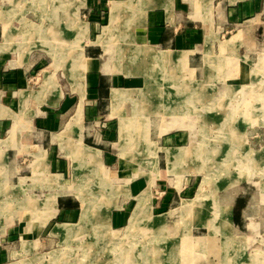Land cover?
<instances>
[{
	"label": "rangeland",
	"instance_id": "obj_1",
	"mask_svg": "<svg viewBox=\"0 0 264 264\" xmlns=\"http://www.w3.org/2000/svg\"><path fill=\"white\" fill-rule=\"evenodd\" d=\"M13 3L14 7H17L16 10L20 9V12L16 14L20 15V17H25V23L31 27V41L23 46L21 49L22 53L28 54L33 49L34 53L41 56L44 65H49L47 71H52L40 85V90L34 93V97L41 95V98H43V96H46V98L50 97L52 101L55 100L56 102L60 99L62 95L61 89H63L67 95H70L71 102L70 108L64 112V117H68L73 113V106L76 101V96L70 93L69 88L78 94L79 99L82 95L80 94L79 87L84 89L83 81L81 82L79 78L74 79L70 77V70L68 69L73 64H76L79 59L86 60L83 52L85 46L99 43L103 46L109 44L107 45V49L111 54L114 53L115 46L117 62H121L124 69L131 70L132 57L130 54L132 55V49L139 44L119 41L120 38H124L125 36H121V32L125 31V26L131 21V16L130 18L122 16L118 20V29L113 30V32H109V28L105 31L103 30V25L107 26L109 24L110 15L108 11L110 8L108 7H110L111 2L107 4L102 18L100 17L98 21L100 26L103 27L101 28L98 25L96 31L92 32L93 39L90 37L88 24L85 23L91 22V13H85V17L81 16L83 12L79 14V9L83 5L81 0H39L38 2L34 0H14ZM57 15H59L58 22L55 21ZM124 19L125 26H123ZM81 23L86 24L87 29L80 27ZM259 26L260 31L257 38L259 44L253 46L254 49L250 52L241 51L239 53V55L246 54V62L239 63L234 55H231L226 60V67L236 66L234 69L229 70V79L237 81L234 84L239 83L236 86L228 85L227 89L224 84L221 85L219 83H217L218 87L215 89L214 85L202 84L201 82L188 79L187 81L179 80V78L176 79L174 75L176 58L171 50L166 51L169 52L170 59L165 69L161 68L157 58L151 57L150 60L147 59L148 62L145 60L147 64L137 73L144 74L146 78H150L153 76L152 72L156 71L159 73V78L155 79L152 77L154 85L152 83L147 84L146 82L147 86L133 88L137 89L134 93V98H138L141 93L145 96V99L151 101V98H153L152 100L156 99V102L150 104L149 102H144L145 104L143 103V105L138 104L143 109L141 114L138 115H148L151 112L160 115L169 113L187 114L172 118L164 116L168 118L161 117L160 120H156L155 118L158 117L159 119V116L152 115L150 116L151 122L149 123L154 126L163 127L190 123L195 133L200 128L197 136L199 144L194 148L195 158L199 161L190 162L189 168L185 169L186 172L195 175L190 180V189L187 193H184L185 190H182V176L174 174L182 172V169H179V161L187 153L184 148H179L173 152L175 153L174 155L171 154L169 157L172 162L173 159L176 160L173 162L174 164H167V171L169 172L167 173L169 177V179L167 177V182L156 184L157 181L154 180L155 182L150 184L149 189L141 191L135 195V199H130L124 205L122 211L127 217L130 216L127 224L126 222H122L114 226L112 225L110 229L107 222L100 223L104 219L95 221L97 224L89 222L90 226L85 227V231L76 239L74 237L77 235V224L70 225L73 229L65 234L59 233L56 227L54 234L66 237L65 240L62 238L63 242L55 239L51 243V248L55 249L51 251L50 264H181L179 262L181 257L189 258L192 261L191 264H203L204 259L210 253H214V251L220 256L216 264H264V234L257 238V242L249 243L247 246L246 242L249 240L247 235L240 238H229L230 241H227V243H223L220 240L218 241L219 243H209L208 245L206 243L203 244L202 241L193 242V237L190 233H187L180 240L172 239V236L163 229L162 224L159 222H153L156 227L152 226L154 219L150 216L151 213L157 214L163 211L161 208L164 206L159 207L160 202L163 201L166 203V209H171L170 212L174 213L172 218H180V223L185 229L188 227L186 225H190L192 222L196 223L202 214H206L203 216L204 219L196 224L206 226L207 228L213 226L216 229L213 232L218 233L216 231H221L224 233L225 231L221 229L225 226L227 212L225 208L218 204L216 192L228 186L244 181H251L264 193V16ZM34 28L42 30V37L39 40L32 31ZM43 29L45 32H43ZM128 30L131 29L127 28ZM62 32L66 33L68 38L64 46L58 47L56 44L59 45L60 43L58 40L55 41L54 35H59ZM97 34L98 36L96 37ZM110 38L115 39V41L113 43L108 42ZM146 51L150 55L153 53L158 54V52H151L148 49ZM108 52L104 51L102 62L106 60ZM57 54L59 57L57 63H55L53 58ZM128 55L130 57H127ZM145 68L148 70L146 71ZM244 69L247 72V76L244 79V83H240L237 76ZM238 70L241 72L239 73ZM129 71L128 73H130ZM52 74L53 79L50 77ZM241 78H243L242 73L240 74V80ZM144 82V78L141 77L138 86H142ZM58 84L61 86V89L58 88ZM155 96L156 98H154ZM170 101L171 103H169ZM111 106L113 109L119 107L116 104H111ZM78 107L77 105L74 114L65 125H68L70 121L72 123L80 121L82 129L79 125L78 130L73 131L75 136L69 138L65 144L66 148H68L69 152L70 147H73V152L77 146L76 151H78L79 156L81 155L80 149L84 148L83 154L85 156L82 157L97 159L99 156L98 162L91 163L85 160L78 179L76 178L79 169L76 167L73 168L72 178V172L70 171L72 169V162L78 163L81 159L76 155L68 154L65 146L62 143L59 145L58 140L55 138L51 139L52 141L50 140L52 143H49V135L55 136L57 132L55 130L51 134L48 133L46 143L50 147L49 152H52L51 156L64 161L63 169H66L65 178H71L72 181L64 183L63 180L61 181L57 177L53 179L54 175L51 174L43 177L42 174L45 170L39 171L37 168L38 160L43 155V152L40 150L35 152L32 179L34 180L33 185H46L56 189H62L63 186H66L68 189L75 190V195L78 197L81 205L80 223H82L94 214L105 218L109 216V213L111 216L112 213H116L117 206L121 205V200L123 199V196L121 197L117 194L119 188L120 191L123 189L126 191L131 189V184L138 179L152 181L153 177L156 179L162 174L160 173L158 176H155L154 173L152 177V171L156 169V164L145 165V162L142 161L145 155L138 148L132 149L133 151L128 155L120 156L119 160L121 161L119 163L115 160L117 155H119L117 151L119 146L124 141H129V137H133L137 132L139 133L140 122L133 121L132 123L125 124L122 127L120 137L117 138L116 135L114 140H108L99 137V134L102 131H106L109 126L115 125L117 129L118 124L110 121L106 123L109 120L108 117L94 125L86 120H83L82 123V112ZM132 107L133 113L138 110L139 106L136 107V104H132ZM20 116L23 117L24 112ZM144 123V127L148 129L147 121H144ZM113 128L111 127V129ZM82 134L85 136V139H83L84 143L101 149L104 146L105 151H111L110 156L105 155L104 149L98 154L97 150L81 143ZM87 134L94 136V139L92 141L87 140ZM126 136L128 137L127 139H125ZM8 146V139H0V168L3 169L0 173V232L3 229L4 231L6 230L11 218L14 220L13 226H15L18 220H20L17 217L18 214L20 215L28 208L34 209V211L44 209L47 211V216L54 214L56 211V196L62 193L57 191L50 192L43 199L44 194L48 192L46 190L35 191L34 193L38 197L34 194L24 193L27 185L24 178H20L18 184H9L6 181V163H4ZM167 151L171 150H166V154ZM150 155H153L155 159V152H152ZM165 158H167V155ZM30 159V156H26L23 160L22 165L25 170L22 172L23 174H30ZM98 163L100 164L99 166ZM162 166L165 168V164H162ZM116 169H123L125 172H117L116 176L111 178L108 173ZM160 171L162 172V169ZM103 173H107L109 178ZM117 184L121 185V187ZM142 194L147 195V199H145L147 202H144L142 199L144 203L142 202L143 204L140 203L139 205V198ZM8 196H12L13 200L6 198V201H3V198ZM16 197L17 199H14ZM139 206L145 208L146 212L142 213L143 216L137 220L135 213L138 211L137 208L139 209ZM202 208L206 211L202 210ZM15 212H17V215L13 216L16 214ZM172 218H169V220H172ZM202 232L203 230L200 233ZM209 233L212 232L209 230ZM17 243L18 237L13 238L6 246H14ZM150 247L154 251L156 250L157 256ZM0 264H2L1 261Z\"/></svg>",
	"mask_w": 264,
	"mask_h": 264
},
{
	"label": "crops",
	"instance_id": "obj_2",
	"mask_svg": "<svg viewBox=\"0 0 264 264\" xmlns=\"http://www.w3.org/2000/svg\"><path fill=\"white\" fill-rule=\"evenodd\" d=\"M34 1L38 2L39 0ZM81 1L83 5L79 9V14L83 12L81 16L85 17L84 14L89 12V14L91 13L90 16H92L91 22H85L88 24L91 39H93L92 32L96 31L98 25L101 28L104 26V31L109 28V32H113V30L118 29V20L122 16L126 18H130L131 16V21H129L127 26H125L124 19L123 26H125V31L121 32V36H125L124 38H120L119 41L139 44L132 49V55L130 54L131 57L137 55L135 56L137 59L131 61V70L129 71L122 67L121 62H117L115 46L113 54L110 51L108 52L107 45L109 44L103 46L99 43L85 46L83 52L86 60L84 61L81 58L68 69L70 70V77L74 79L79 78L81 82L83 81L84 89L79 87L82 99H79L78 94L69 88L70 93L76 96V101L73 106V113L68 117H64V112L71 105L70 95H67L59 84L58 88L61 89L62 95L56 102L55 100L52 101L50 97L46 98V96H43V98H41V95L34 97V93L40 90V85L52 71H47L49 65H44L41 56L34 53L33 49L28 54L22 53L21 49L23 46L31 41V27L25 23V17H20V15L16 14L20 12V9L16 10L17 7H14V0H0V139H8L9 144L4 157V163H6V181L14 185L19 183L20 178H24L25 184H27L24 193L37 196L34 193L35 191L46 190L48 192L44 194L43 199L50 192L66 191L56 196V211L54 214L47 216V211L44 209L34 211V209L28 208L20 215L18 214L17 217L20 220H18L15 226H13L14 220L12 218L8 224L5 223L7 224L6 230L4 231L3 229V233L0 232V261L2 264H50L51 251L55 249L51 248V243L55 239L63 242L62 238L65 240L66 237L54 234L57 225L70 226L77 224V235L74 237L76 239L82 235L85 227L90 226L89 222H94L95 224L97 221L104 219L100 223L107 222L110 229L112 225L114 226L122 222H126L127 224L130 216L127 217L122 211L124 205L130 199H135V195L141 191L149 189L150 184H153V182L157 181L156 184L167 182V173H169L167 171V164H171L176 160L173 159L172 162L169 157L171 154L174 155L175 153L173 152L179 148H184L187 153L179 161V169H182V172L174 174L182 176V190H185L184 193H187L190 189V180L195 175L186 172L185 169L189 168L190 162L199 161L195 158L194 148L199 144L197 136L200 128L195 133L190 123L174 124L167 127L154 126L149 123L151 122L150 116L152 115L159 116V119L158 117L155 118L156 120H160L164 116L172 118L187 114L169 113L160 115L151 112L148 115H135L132 113L131 103L133 101H135V104H139L140 102L141 105L144 102H149V104L156 102V99L152 100L153 98H151V101L145 99V96L141 93L138 98H134V93L137 89L133 88L144 87L146 82L147 84H151L153 83V78H159V73L156 71L152 72L153 76L150 78H146L144 74L137 73L147 64V59H151V55L147 51L145 52V49L156 53L160 51L168 56L167 58L165 57L164 63H159L163 69L166 68L165 66L168 65L170 59L169 52L166 51L171 50L176 58V70L174 74L176 79L179 78V80L186 81L188 79L201 82L202 84L214 85L215 89L218 87L217 83H219L221 85L224 84L227 89L228 85L236 86L239 83L234 84L237 81L229 79V70L234 69L236 66L226 67V60L231 55H234L239 63L246 62V54L239 55V53L241 51L250 52L254 49L253 46L259 44L257 39L260 31L259 25L264 16V0ZM110 2V7H108L110 8L108 11L110 15L109 24L107 26H100L98 22L99 18H102L103 11H105L107 4ZM113 4H116L117 10L112 13L111 8ZM55 21H59V15H57ZM80 27L87 29L84 23H81ZM127 28L131 30L127 31ZM32 31L38 37V40L42 37L41 29L34 28ZM43 32H45L44 29ZM54 36L55 41L58 40L60 43L59 45L56 44V46L65 45L68 38L66 33L62 32ZM113 41L115 39L110 38L108 42L113 43ZM104 51L108 52V55L106 60L102 62ZM130 56L128 55L127 57ZM58 57L57 54L53 58L55 63H57ZM238 72L240 73L241 71L238 70ZM241 73L243 78L240 80ZM241 73L237 76V79H239L240 83H244L247 72L244 69ZM50 77L53 79V74ZM141 77L144 78L145 82L139 87ZM115 91L128 93L124 102H121L119 107L113 109L110 97L111 93ZM164 104L165 106L167 105L166 102ZM77 105L82 112V123L83 120H86L94 125L108 117L109 120L106 123L110 121L118 124L117 129L113 125L109 126L106 131L101 130L102 132L99 134V137L108 140H114L116 135L117 138L120 137L122 127L125 124L132 123L133 121L140 122L139 133L137 132L133 137H129V141L126 140L119 146L117 150L119 155L116 154L115 160L119 163L121 161L119 160L120 156L128 155L131 151L138 148L145 155V158H142L145 165L156 164V169L152 171V177L154 173L155 176H158L160 173L162 174L156 179L153 177L152 181L138 179L131 184V189L126 191L124 189L120 191L119 188L117 194L121 197L123 196V199L121 200V205L117 206L116 213H112V216L109 213V216L105 218L94 214L82 223H80L81 205L78 197L75 195V190L68 189L62 191L46 185H33L34 180L32 179L35 152L40 150L43 152V155L38 160L37 168L39 171L45 170L42 174L43 177L51 174L54 175L53 179L57 177V179L63 180L64 183L72 181L71 178H65L66 169H63L64 161L51 156L52 152H49L50 147L46 142L48 133L51 134V132L57 130L55 136L49 135V143H52L51 139L55 138L58 140L59 145L62 143L66 148V142L71 136H75L73 131L78 130L80 125V121H77L79 123H72L70 121L68 125H65L74 114ZM22 112H24L23 117L20 116ZM144 121H147L148 129L144 127ZM64 126L66 127L63 129ZM111 127L114 128L111 129ZM84 137V134H82L81 143L97 150L98 154L103 149L105 151L104 146L101 149L84 143ZM86 137L89 141L94 139V136H91V134H87ZM127 138L126 136L125 139ZM76 147L73 152V147H70L69 152L68 148L66 150L68 154L76 155L81 159L78 163L72 162V169H70L72 178L73 168L79 169L76 178L78 179L82 172L84 161L95 163L98 162L99 156L97 159L79 156ZM166 150H171L172 152L167 151L166 154ZM152 152H155L156 161L153 155H150ZM104 153L106 156H110L111 151H105ZM166 155L167 158H165ZM26 156L31 157L29 161L31 167L30 174L22 173L25 171L22 164ZM162 164H165V168ZM2 171L3 169L0 168V173ZM117 172L123 173L125 171L123 169H116L110 171L108 175L112 178L116 176ZM103 174L109 178L107 173ZM117 185L121 187V185ZM216 194L218 204L225 208L227 212L225 226L221 229L225 231L224 233L221 231H216L218 233L213 232V230H216L213 226L207 228L206 226L196 224L202 221L204 219L203 216L206 214H202L196 223L192 222V224L186 225L188 227L185 229L180 223V218H172L174 213L170 212L171 209H166V203L163 201L159 204V207L164 206L161 208L163 211L152 214L151 208L150 216L154 219L152 223L157 221L162 224L163 229L172 236V239L180 240L187 233H190L193 237V242L202 241L203 244L209 245V243L216 244L220 240L223 243H227V241H230L229 238H240L247 235L249 240L246 242V246L249 243L257 242V238L264 234V193L261 192L260 188L254 182L244 181L222 188ZM6 198L13 200L12 196H8L4 197L3 201H6ZM14 199H17V197ZM40 199L43 200L42 198ZM202 210L206 211L204 208ZM15 213L12 215H17V212ZM169 218H172V220H169ZM152 226L156 227L154 223ZM201 230H203L202 233H200ZM209 230L212 233H209ZM16 237H18V243L7 247L6 245ZM219 258L218 253L214 251V253H210L204 259L203 264H216ZM179 262L181 264L192 263L189 258L182 257Z\"/></svg>",
	"mask_w": 264,
	"mask_h": 264
},
{
	"label": "bare ground",
	"instance_id": "obj_3",
	"mask_svg": "<svg viewBox=\"0 0 264 264\" xmlns=\"http://www.w3.org/2000/svg\"><path fill=\"white\" fill-rule=\"evenodd\" d=\"M116 5V4H115ZM113 6V8H112V13L113 12H115V10H117V8H116V6ZM114 18V17H113ZM112 18V19H113ZM116 21V20H115ZM140 51V50H139ZM145 52H146V50H145ZM135 56H137V55H133L132 56V58H131V61H133V60H135V59H137ZM151 57H153V58H157L158 60H159V62L161 63H164L165 62V57L167 58L168 56L166 55V54H164V53H162V52H158V54H152L151 55ZM172 59V58H171ZM140 60V59H139ZM137 63H138V61H137ZM144 65V64H143ZM141 66V65H140ZM145 66V65H144ZM142 69V68H141ZM145 70H146V68H145ZM148 70V69H147ZM146 70V71H147ZM170 73V72H169ZM132 74V73H131ZM147 75V74H146ZM150 77V76H149ZM155 84V83H154ZM153 83H152V85H154ZM147 86V85H146ZM150 86V85H149ZM149 89H151L150 87H149ZM119 90V89H118ZM121 91V90H120ZM124 91V90H123ZM148 91H150V90H148ZM128 93V92H127ZM127 93L126 92H117V91H115V92H112L111 93V97H110V100H111V104H116V105H119L120 106V103L121 102H124V100L126 99V96H127ZM151 93H153V92H151ZM132 94V93H131ZM149 94V93H148ZM146 95V94H145ZM147 96V95H146ZM147 98V97H146ZM134 99V98H133ZM148 100V99H147ZM135 101H133L132 103H131V105L132 104H135L134 103ZM137 104V103H136ZM140 105H141V103H139ZM227 104V103H226ZM140 105H138L137 104V106H139L138 107V110L136 111V112H133L134 114H136L137 113V115L138 114H141V112H142V108L140 107ZM134 106V105H133ZM136 106V107H137ZM133 108V107H132ZM146 108V107H145ZM135 111V110H134ZM162 113V112H161ZM65 136V135H64ZM80 141V140H79ZM83 145V144H82ZM84 147V146H83ZM85 147H87V146H85ZM89 148V147H88ZM212 151V150H211ZM83 152H84V148L83 149H80V154H81V156H85L84 154H83ZM86 154V153H85ZM55 182H57L56 180H55ZM59 185V184H58ZM60 190H68V188L66 187V186H63L62 187V189H60ZM63 192H66V191H63ZM62 192V193H63ZM144 197V198H143ZM142 199H143V201L144 202H147V200H145V199H147V195L146 194H142V195H140V198H139V205H140V203H142L143 201H142ZM143 202V203H144ZM142 203V204H143ZM185 206V205H184ZM143 207V206H142ZM149 207V206H148ZM137 210L138 211H136V215H135V218L137 219V220H139L142 216H143V214L146 212L145 211V208H141L140 206H139V209L137 208ZM87 211V210H86ZM86 211H85V213H86ZM85 213H83V214H85ZM143 213V214H142ZM137 220H136V222H137ZM135 226V225H134ZM57 228H58V232L59 233H61V234H65V233H68V232H70L73 228L72 227H70V226H67V225H57ZM75 232V231H74ZM146 246H148V245H146ZM150 249H152L151 247H150ZM156 249V248H155ZM183 249H185V248H183ZM86 250V249H85ZM125 250V249H124ZM145 250H147L146 248H145ZM153 250V252H154V254L157 256V254H156V250L154 251V249H152ZM151 250V251H152ZM186 250H187V248H186ZM132 251V250H131ZM148 251V250H147ZM179 251V250H178ZM150 254V253H149ZM155 256V257H156ZM187 256V255H186ZM58 257V256H57ZM57 259V258H56Z\"/></svg>",
	"mask_w": 264,
	"mask_h": 264
}]
</instances>
